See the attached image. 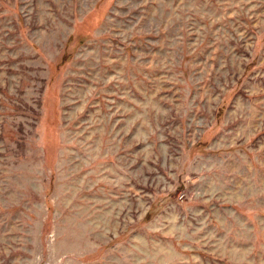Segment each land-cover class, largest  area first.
<instances>
[{
  "label": "rangeland",
  "instance_id": "obj_1",
  "mask_svg": "<svg viewBox=\"0 0 264 264\" xmlns=\"http://www.w3.org/2000/svg\"><path fill=\"white\" fill-rule=\"evenodd\" d=\"M0 264H264V0H0Z\"/></svg>",
  "mask_w": 264,
  "mask_h": 264
}]
</instances>
